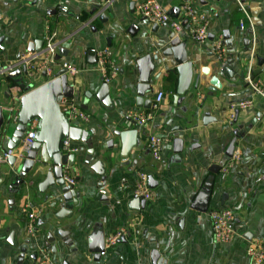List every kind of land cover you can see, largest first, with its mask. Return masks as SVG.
<instances>
[{"label": "crops", "instance_id": "obj_1", "mask_svg": "<svg viewBox=\"0 0 264 264\" xmlns=\"http://www.w3.org/2000/svg\"><path fill=\"white\" fill-rule=\"evenodd\" d=\"M143 1L0 0L3 46L0 65L17 61L28 52L31 42L44 40L49 28L60 45L68 49V54L53 66V75L62 69L59 64L62 61L78 68V74L69 76V82L76 88L73 100L91 118L88 124L79 126L92 133V144L74 140L79 151L70 168L76 179L74 189L78 198L71 213L61 219L56 217L62 207L60 186L56 184L44 192L40 189L50 164L43 166L38 157L33 170L14 191L21 161L12 166L9 159L4 160L6 153L0 150V264H19L22 247L27 250L22 264H152L153 249L164 260L161 264H251L248 247L255 239L264 238V97L246 85V80L252 59L253 71L259 68L257 57L264 56V0H189L199 14L209 19V35L213 38L209 37L204 45L192 42L187 33L188 21L181 14L178 19L185 29L179 35L187 40L189 54H196L195 74L208 66L210 76L217 75L222 88L211 92L210 76L200 72L198 88L193 87V81L180 104L174 99L177 72H169L175 70L173 59L163 58L157 49L158 39L172 30L159 26L157 32H152L153 25L148 22L140 32H129L131 24L138 23L142 17L137 7ZM158 1L167 11L184 2ZM94 3H102L103 8L90 17ZM102 13L105 17L100 20ZM226 30L237 52L246 49L243 39H251V51L245 53V79L239 74L231 79L217 68L222 56L215 51L214 44L223 39ZM105 47L110 49L119 68L118 75L109 84L112 102L108 106L96 99L104 81L96 62L93 63L94 52ZM89 49L94 50L90 55ZM157 52L160 61L156 62L152 74L157 79L151 80L152 91L147 92L146 98L154 102L157 92L163 91L164 100L147 127L139 131L137 145L127 156H122L121 138L115 132L136 128L128 116L130 112L149 110L136 102L139 77L136 61ZM261 69L254 80L264 85V64ZM50 78L41 72L32 81L26 80L37 87ZM0 80L3 83L0 104L8 123L0 144L4 138L3 145H6L17 123L8 120L6 108L14 105L16 96L24 92L7 75L0 76ZM250 99L252 106L241 109L237 124L231 126L236 117L233 104ZM15 105L19 111L20 102ZM206 112L217 121L205 125ZM256 117V123L236 142L235 151L241 152L240 162L226 174L221 168L213 175L210 171L213 164L223 166L229 161L225 151L234 136L233 129L247 126ZM151 134L166 136L160 161L148 149ZM174 137L184 140L183 152L173 151ZM97 161L104 168V183L93 169ZM141 171L153 176L157 187L153 189L155 197L137 210L133 205L134 189ZM211 176L215 179L209 207L206 212L195 210L192 208L195 196ZM25 206L39 213L33 233L27 231ZM223 208L234 213L236 232L228 242H217L210 212ZM95 229L102 230L105 238L119 229H125L127 236L95 260L89 252L88 240ZM58 230L70 231L75 249L64 243ZM50 236L54 239L50 240ZM10 238L13 244L8 242ZM33 254L37 255L36 259L32 258Z\"/></svg>", "mask_w": 264, "mask_h": 264}, {"label": "water", "instance_id": "obj_2", "mask_svg": "<svg viewBox=\"0 0 264 264\" xmlns=\"http://www.w3.org/2000/svg\"><path fill=\"white\" fill-rule=\"evenodd\" d=\"M186 1V0H184ZM133 5V4H132ZM103 8L102 3H94L92 5L91 11L89 13L90 17L94 16ZM168 14L177 19L180 15V7L174 6L167 11ZM105 13H102L100 20H103ZM186 21H184V24ZM148 24V21L145 17H141L138 23L131 24L129 28L130 33H138ZM134 29V31H133ZM132 30V31H131ZM159 30V25L154 24L151 31L157 32ZM210 38H213V35H209ZM2 38H0V48L3 50L1 45ZM157 49L159 53L164 57H172L173 65L175 70H170L169 72H177L178 82H177V94L175 96V102L180 104L187 92L189 91L193 81L194 88L197 89L200 80L201 74L204 76H210L211 69L208 66H204L200 69L199 73L195 74V71L198 70V63H196V54L187 51V40L182 39L175 32L170 31L165 33L162 38L157 41ZM222 44L227 47L226 54L222 60L217 63V68L224 75L228 76L231 79L239 74L240 78H246V66L247 60L245 53L250 52L251 39H243V45L246 47L242 52H237L234 47V41L231 38V34L228 30L224 31ZM44 45L43 39H37L29 44L28 52H39ZM94 50H87V53L90 55ZM68 54V49L65 47H59L58 54L56 56L57 60H60L63 56ZM94 62H96L97 56L94 52ZM20 58V57H19ZM259 68L253 70L250 79L254 80L257 75L262 71V65L264 64V56L257 57ZM160 61L158 52L155 54H147L140 57L136 61V68L138 71V86L136 92V102L139 107H144L150 109L152 106V100L146 98L147 92L152 91V82L151 80H156L157 76H152L153 72L156 70V62ZM163 59L161 60V63ZM6 66L0 65V70L5 69ZM239 69L237 72L236 69ZM26 71V68H23V72ZM21 69H16L12 72L7 73V78L13 80L20 88V91L23 90V94L20 98V108L17 114V123L16 128L13 132L12 137L9 142H6L2 138V144H0V150L3 153H8L9 151L16 152L18 147L21 144L25 132L28 126L34 121H37V134L35 141L31 147V150L27 153L26 158L18 165V175L13 186L15 190L21 186L24 182L27 175L33 170L36 164V160L39 157V161L42 162L43 166L50 164L47 172H45V179L40 184V189L42 192L46 191L48 188L58 185L61 188V209L57 212L56 217L58 219L68 216L73 206L77 203L78 194L76 193L73 185L66 184L63 177V168L65 166L72 167L75 163L76 154H67L62 151V141L65 138H70L75 141H83L86 144H92L91 136L92 133L89 130L84 129L81 126L73 125L69 122L64 112L61 110L60 102L63 97L73 98L74 93L76 92L75 85L72 82H69V75L67 74L64 68L60 69L55 73L54 77L49 81L43 83L40 86L35 87L33 84L28 83L26 78L23 75ZM246 85L248 84V79L246 80ZM3 88V83L0 80V93ZM222 88V83L220 78L217 75L210 76L209 80V90L211 92L216 91L217 89ZM96 99L101 102L104 106H108L112 102L110 97V86L108 83H103L96 95ZM241 101V100H239ZM237 101V102H239ZM235 102V103H237ZM240 109H236V117L230 123L231 126H235L238 122ZM4 108L0 104V137H4L7 132L8 123L5 119ZM217 118L211 117L208 112L204 114L203 123L207 125L211 122H216ZM257 117L252 120L245 127H238L233 129V138L230 141L229 145L226 148L225 156L231 158L235 152L236 142L238 139L243 136V134L249 129L252 128L254 123H256ZM179 128L178 130H180ZM243 129L244 132L240 130ZM177 129H174V131ZM138 133L139 131L136 128H131L123 131H116L115 134L121 138L122 142V156H127L130 151L137 145L138 142ZM161 138H166L164 135H160ZM184 140L182 138L174 137L172 139L173 151L175 153L183 152ZM9 162L12 166L17 162L15 155H9ZM101 161H97L93 169L95 172L102 177V183L105 181L104 168L101 165ZM222 168V164H213L210 168V171L213 175L217 174ZM214 176L208 178L202 187L201 191L197 193L192 204V208L195 210L206 212L213 190ZM149 186L154 189L157 187V182L153 176H148ZM13 189V188H12ZM13 201V200H12ZM135 209L141 210L146 205V200H141L135 198L133 201ZM13 235V233H12ZM58 235L62 238L65 244L69 245L71 248H74L73 241L70 239V231L58 230ZM13 237V236H12ZM50 240L54 239V236L49 237ZM124 239V238H123ZM89 240V252L93 253L95 260L101 258V252L105 249V235L102 230H93L92 234L88 238ZM122 240V239H121ZM10 244H13V238L8 240ZM75 249V248H74ZM26 248L22 247L20 249V260L19 264L23 263V259L26 254ZM33 259L37 258L36 254L32 255ZM152 264H161L163 259L157 249H153L150 254Z\"/></svg>", "mask_w": 264, "mask_h": 264}, {"label": "built area", "instance_id": "obj_3", "mask_svg": "<svg viewBox=\"0 0 264 264\" xmlns=\"http://www.w3.org/2000/svg\"><path fill=\"white\" fill-rule=\"evenodd\" d=\"M109 0H107L108 2ZM241 7L244 9L242 3L239 1ZM138 12L141 16L145 17L147 21L151 24H158L159 26H168L177 35L183 32L185 27L181 21L177 18H172L167 10L161 5L158 0H145L141 2L137 7ZM180 14L188 21L187 33L188 38L198 45H204L208 42L209 38V19L204 14H199L194 8L191 1L186 0L180 6ZM243 27V24H241ZM180 36V35H179ZM61 42L57 39L54 32H51L47 28V32L44 37L43 48L39 52H27L20 56V58L6 66L5 69L0 70V76H6L7 73L12 72L16 69L26 68L23 72L24 77L28 81H32L41 72H45L47 76L54 77L53 66L58 63L56 56L58 54V49L61 46ZM215 51L222 56L226 54L224 45L222 44V39L218 40L214 44ZM96 68L100 72L103 81L110 84L118 75L119 68L112 59V53L108 47L100 49L96 52ZM62 68H64L69 76H76L78 74V68L66 61L59 63ZM254 61L252 59L250 64V74L248 79V86L253 89L258 94L264 97V85L260 81H255L250 79L252 73V67ZM22 94L16 96L14 100V105H10L6 108L9 121H17L18 109L15 103L20 102ZM165 94L163 91L157 92L154 102L149 110L143 111H132L128 114L131 118L138 131L144 130L149 122L152 120L153 115L156 110H158L162 101L164 100ZM253 101L241 100L233 104V108L245 110L252 106ZM61 110L64 112L65 116L69 122L73 125H85L91 120L88 113L81 109V107L73 100V98L63 97L60 102ZM37 134V121L34 120L27 128L21 144L17 151H9L4 156V160L7 161L10 154L15 155L17 160L23 161L26 158L27 153L31 150V147L35 141ZM164 139L151 134L148 138V149L152 157L156 161L162 159V150L164 147ZM62 151L67 154H77L79 151V146L77 143L70 139L65 138L62 141ZM229 161L222 166V172L228 173L234 166L241 160L240 150L235 151L233 156L228 159ZM148 174L145 171H141L138 174L137 182L134 189V197L141 200H152L155 197L154 190L149 186ZM63 177L68 185H75V176L71 174V168L65 166L63 168ZM23 211L26 213L27 217V231L33 233L35 231L39 213L38 210L25 206ZM211 224L214 232V238L217 242H228L233 237L236 232V218L234 213L230 209H215L210 212ZM127 231L125 229H119L115 233L110 234L105 238V249L100 254L105 255L106 252L115 246L121 239L126 238ZM248 256L251 259V264H264V238H258L251 242L248 247Z\"/></svg>", "mask_w": 264, "mask_h": 264}, {"label": "trees", "instance_id": "obj_4", "mask_svg": "<svg viewBox=\"0 0 264 264\" xmlns=\"http://www.w3.org/2000/svg\"><path fill=\"white\" fill-rule=\"evenodd\" d=\"M72 99V98H71Z\"/></svg>", "mask_w": 264, "mask_h": 264}]
</instances>
